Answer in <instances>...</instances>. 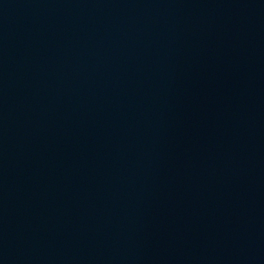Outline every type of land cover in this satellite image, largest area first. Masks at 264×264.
I'll return each mask as SVG.
<instances>
[{
	"label": "water",
	"instance_id": "1",
	"mask_svg": "<svg viewBox=\"0 0 264 264\" xmlns=\"http://www.w3.org/2000/svg\"><path fill=\"white\" fill-rule=\"evenodd\" d=\"M0 264H264V0H0Z\"/></svg>",
	"mask_w": 264,
	"mask_h": 264
}]
</instances>
